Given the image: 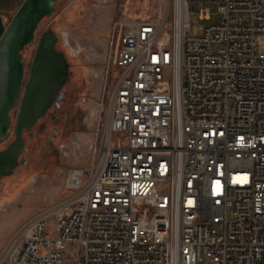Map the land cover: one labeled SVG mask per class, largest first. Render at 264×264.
<instances>
[{
	"label": "built area",
	"instance_id": "built-area-1",
	"mask_svg": "<svg viewBox=\"0 0 264 264\" xmlns=\"http://www.w3.org/2000/svg\"><path fill=\"white\" fill-rule=\"evenodd\" d=\"M200 1L220 20L199 37L189 0L180 29L116 22L105 136L89 172L68 173L81 196L28 222L0 264H264V0Z\"/></svg>",
	"mask_w": 264,
	"mask_h": 264
},
{
	"label": "rangeland",
	"instance_id": "rangeland-1",
	"mask_svg": "<svg viewBox=\"0 0 264 264\" xmlns=\"http://www.w3.org/2000/svg\"><path fill=\"white\" fill-rule=\"evenodd\" d=\"M23 1L0 0V11L13 16ZM205 9L211 11L210 20L201 18V11ZM189 10L192 13L190 36H202L207 26L220 20L219 5L215 2L189 0ZM178 11V0H59L55 13L42 21L36 41L24 52L25 58L30 66L38 39L48 28L65 30L68 46L62 48L70 54L79 84L75 103L78 117L68 127H49L33 142L34 167L29 166L22 173L3 180L0 200L5 197L9 203L0 211V263L3 250L28 222L45 217L53 223L81 196V191L69 187L68 173L71 169L89 172L95 147L99 150L105 136L108 109H102L99 104L105 87L109 89L115 81L116 22L164 18L172 30ZM4 21L9 23L7 17ZM260 49L264 51V43ZM9 137L14 140V129ZM18 176H23L21 182H17ZM66 255L74 259L75 253L67 249Z\"/></svg>",
	"mask_w": 264,
	"mask_h": 264
},
{
	"label": "water",
	"instance_id": "water-1",
	"mask_svg": "<svg viewBox=\"0 0 264 264\" xmlns=\"http://www.w3.org/2000/svg\"><path fill=\"white\" fill-rule=\"evenodd\" d=\"M59 0H24L6 24L0 14V142L14 129L16 138L7 149L0 151L1 180L17 167L25 151L24 131L41 118L69 75V63L58 50V37L52 29L38 39L33 67L25 83L23 51L36 38L40 22L50 17ZM20 109L15 114L16 109Z\"/></svg>",
	"mask_w": 264,
	"mask_h": 264
},
{
	"label": "flooded vegetation",
	"instance_id": "flooded-vegetation-1",
	"mask_svg": "<svg viewBox=\"0 0 264 264\" xmlns=\"http://www.w3.org/2000/svg\"><path fill=\"white\" fill-rule=\"evenodd\" d=\"M0 14L3 16V18L7 17L8 19H9V16H12V15H10V13L2 12V11H0ZM46 18H48V17H46ZM42 21L40 22L39 27H40ZM39 27H38V29H39ZM38 29L36 31V38L34 41H36V39H37ZM49 29H52L59 39L58 45H57L58 50L64 52L66 55L67 61L69 63V75L67 77L65 84L62 86V88L60 89V91L58 93V98L47 109L45 114L32 125V127L30 129H26L24 131L23 135H24L25 144H26L25 151H23L22 154L20 155L17 167H15L12 170L10 175H7V176L5 175L2 178L1 187H2V182L5 178H10V177L16 176V175L22 173L24 170H26V168H28L29 166L34 167L33 161H34V157L36 156V148L33 145V142L35 140H37V138L42 136L47 131V129L49 127H52V126H55V127L67 126L68 127V125L69 126L71 125V123H72L71 121L78 117V113H77L76 108H75V103H76V100L78 97V91H79L78 85L79 84L77 82L76 77H74V66H73V63L70 62V60H69L70 54L67 53V51L62 48V46L64 48H67V46H68V42L65 41V37H64L65 30H62L60 27H58L56 30H54L52 27H50L46 31H48ZM62 41L64 42V44L62 43ZM26 48L23 51V55H24L25 60H26V58H25L24 52L26 51ZM32 67H33V62L30 66H28V62H26V65H25V83H27V81L29 80ZM19 111H20V109L18 108L14 111V113L18 114ZM14 134H15V131H14ZM15 138H16V134H15ZM15 138H14V140H15ZM14 140H11L9 136L5 137L0 142V151L7 149L8 146ZM35 165H37V164H35ZM19 177L20 176L17 177L18 178L17 182H21V179L23 176L21 178H19ZM0 190H1V188H0ZM9 194H10V192L8 193V195ZM8 203H9V201H7V199L5 197H3V199L0 200V207L3 205H7Z\"/></svg>",
	"mask_w": 264,
	"mask_h": 264
},
{
	"label": "bare ground",
	"instance_id": "bare-ground-1",
	"mask_svg": "<svg viewBox=\"0 0 264 264\" xmlns=\"http://www.w3.org/2000/svg\"><path fill=\"white\" fill-rule=\"evenodd\" d=\"M179 1V11L178 14L176 16V23L178 28L180 29L181 23L183 22V17H184V13H185V0H178ZM71 174L69 176V183L71 181Z\"/></svg>",
	"mask_w": 264,
	"mask_h": 264
}]
</instances>
